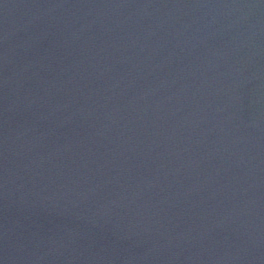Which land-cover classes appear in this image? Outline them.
Segmentation results:
<instances>
[{
	"label": "water",
	"instance_id": "95a60500",
	"mask_svg": "<svg viewBox=\"0 0 264 264\" xmlns=\"http://www.w3.org/2000/svg\"><path fill=\"white\" fill-rule=\"evenodd\" d=\"M0 264H264V0H0Z\"/></svg>",
	"mask_w": 264,
	"mask_h": 264
}]
</instances>
